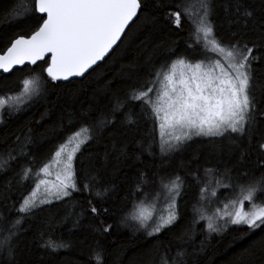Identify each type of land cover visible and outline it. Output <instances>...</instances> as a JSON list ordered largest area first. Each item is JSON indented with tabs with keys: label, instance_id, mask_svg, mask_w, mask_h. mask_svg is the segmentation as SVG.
<instances>
[{
	"label": "trees",
	"instance_id": "obj_1",
	"mask_svg": "<svg viewBox=\"0 0 264 264\" xmlns=\"http://www.w3.org/2000/svg\"><path fill=\"white\" fill-rule=\"evenodd\" d=\"M33 2L0 0V49H6L10 38L17 34L28 36L38 27L37 21L42 22L38 13L16 22L15 18L22 16L25 8H32ZM223 3L224 0H216L213 22L219 38L227 40L235 27L229 24ZM246 3L257 19L264 18V0ZM177 4L190 13L181 16L180 28L165 21L167 13L178 10ZM197 5L198 0H147L145 11L139 13L113 52L81 79L52 81L44 71L48 59L34 66L24 65L7 75L0 73V97L18 92L23 80L30 77L39 78L43 89L21 110L6 108L1 113L0 161L7 160L9 153L15 159L8 161L6 169L0 168V239L7 235L6 227L18 218L16 208L35 187L39 169L50 161L57 146L82 126H93L92 139L81 146L74 160L81 191L63 201L42 205V210L23 222L16 264H97L93 256L97 248L103 249V264H162V257H174L181 249L189 254L190 264H239L237 258L247 255L244 250L252 240L264 234L258 229L255 235L245 236L246 226L230 225L226 232L208 236L207 220L200 219L194 211L199 209L205 216H214L219 210L221 215V208L246 194L240 187L247 183L245 173L255 179L264 171L258 169L264 120L251 140L238 133L194 136L175 151L162 153L159 130L153 132L151 120L140 115V102L128 100L125 107L112 111L117 98L124 101L133 86L149 79L150 71L170 55L169 49L192 52L187 45L192 43V10ZM145 12L159 19L156 23L146 22ZM200 53L197 47V58ZM253 55L260 58L253 63L256 82L264 86V52ZM256 99L264 111V89L257 87ZM100 119L110 123L96 126ZM84 135L87 133L81 139ZM233 141L240 147L236 148ZM242 150L246 158L241 156ZM29 167L32 174L21 180L23 169ZM175 176L181 177L183 186L177 197L179 218L173 226L149 236L151 227L145 231L137 222L125 220L134 204L142 209L163 205L166 194L162 178L166 183ZM85 183L92 185L91 191L83 190ZM201 189L205 190L203 199ZM97 192L103 193L102 197ZM260 199L264 196L258 194L257 202ZM243 204L249 205L247 201ZM92 205L100 210L99 217L91 214ZM105 208L107 215H103ZM194 219L196 224L192 223ZM100 220L105 227L111 225L110 232L103 236L93 231ZM185 232L187 236L179 239ZM50 240L63 242L67 247L53 251L44 246ZM202 241L206 243L202 245ZM4 259L0 257V264ZM251 259L253 264H264V253L257 252Z\"/></svg>",
	"mask_w": 264,
	"mask_h": 264
},
{
	"label": "snow or ice",
	"instance_id": "obj_2",
	"mask_svg": "<svg viewBox=\"0 0 264 264\" xmlns=\"http://www.w3.org/2000/svg\"><path fill=\"white\" fill-rule=\"evenodd\" d=\"M147 0H34L33 7L25 8L24 14L18 15L16 22L27 19L30 13L44 14L37 21L38 27L30 36L17 34L10 38V46L6 51L0 49V70L10 72L14 66L23 65L26 61L36 64L50 54V61L44 71L52 80H68L72 76H83L89 69L102 61L121 40L126 29L139 18V13L145 11ZM199 7L194 21V31L190 34L192 43L187 45L192 52H177L169 49L170 55L158 67L149 73V79L133 86L124 101L116 99L113 113L126 106V102H140L141 113L150 119L153 132L159 130L160 151L169 153L178 149L186 141L196 137H224L229 133H238L241 137L253 139L264 120V111L257 103L254 61L260 58L254 56L256 51L264 52V18L257 19L249 10L246 0H224L223 11L227 14L229 24L235 27L227 40L219 38L217 27L213 22L216 0H198ZM163 5L157 4V7ZM21 7H24L21 5ZM177 11L165 15V21H172L176 28L181 26V16H190L188 8L177 4ZM158 16L145 12V21L156 23ZM251 45V47L249 46ZM199 47V58L195 49ZM212 53V57H209ZM173 57H175L173 59ZM195 61V62H193ZM22 92L13 97H0V110L19 111L33 98L42 94V84L39 78L23 80ZM135 107V105H133ZM133 121L128 120V123ZM110 123L107 119L96 121V126L103 127ZM31 131V130H29ZM93 126H82L80 131L72 133L63 143L57 146L54 156L56 163H63V169L57 173L55 182L39 179V173L51 175L50 165L45 164L37 173V182L32 191L23 197L20 206L16 208L17 219L6 227L7 235L0 239V257H5L2 264H16V254L21 226L25 220L42 210V205L63 201L71 197L73 192L81 191L78 187L77 172L74 160L86 141L92 139ZM87 133L81 139V135ZM19 140V137L17 138ZM233 144L236 148L240 145ZM70 149V150H69ZM262 154L258 169H264V142L259 143ZM241 156L246 158L242 150ZM15 159L9 153L8 159L0 161V168H7L8 161ZM211 171V170H209ZM32 169H23L21 180L27 179ZM246 184L240 185L243 195L241 207L235 213L225 212L214 216H205L202 210L194 209L200 219H206L208 236L221 234L230 225L246 226L245 236L255 235L260 229L264 233V199L257 202L258 194L264 196V171L258 178L249 179L245 173ZM162 188L166 194V214L154 215L146 212L140 205H133V210L125 220L137 222L139 228L145 231L151 227L149 236H155L162 230L173 226L178 218L177 197L181 196L183 181L180 176L163 182ZM219 185V181H216ZM42 195H38L41 186ZM230 187L231 185H223ZM92 185L85 183L83 190L91 191ZM139 187L137 191H139ZM107 189H105V192ZM201 189V199L203 192ZM216 195L215 192L212 193ZM98 197L103 193L97 192ZM160 193H157L159 196ZM250 205L244 210L243 203ZM92 204L91 201H89ZM227 207V206H226ZM90 212L93 217L101 215L97 206L92 205ZM108 209H103L107 215ZM154 221V223H150ZM104 221L93 228L98 235L110 232L111 225L103 226ZM193 224L197 221L194 219ZM187 232L179 239L183 240ZM190 238V237H189ZM206 242L202 241V245ZM56 251L67 247L63 242L49 241L45 245ZM257 252L264 253V234L252 240L248 248L237 259L239 264H253L251 259ZM189 254L181 249L176 256L162 257V264H190ZM97 264H103V249L93 250Z\"/></svg>",
	"mask_w": 264,
	"mask_h": 264
},
{
	"label": "rangeland",
	"instance_id": "obj_3",
	"mask_svg": "<svg viewBox=\"0 0 264 264\" xmlns=\"http://www.w3.org/2000/svg\"><path fill=\"white\" fill-rule=\"evenodd\" d=\"M195 7H197L196 8V10H192V14L194 15V20L196 19V14H197V10H198V7H199V5H197V6H195ZM191 11V10H190ZM212 56V55H211ZM34 78H36V77H30V78H27V79H34ZM40 80V79H39ZM41 81V80H40ZM22 89H23V83L21 84V87H20V89H19V91L18 92H16V93H14V94H12V95H10V96H13V97H15V96H17V95H19L21 92H22ZM4 97V96H3ZM6 109V108H5ZM4 111V109H2V110H0V118H1V113ZM83 139V138H82ZM70 150V149H69ZM56 157L54 156V154H53V156H52V158L50 159V161L47 163V164H49L50 165V172H51V175L49 176V175H46L45 173H39V179H45V180H48V181H50V182H55V180H56V175H57V173H59V172H61L62 171V169H63V163H60V164H57L56 163ZM39 172V171H38ZM37 182V181H36ZM43 191H44V186L42 185L41 186V188H40V190L38 191V195H42V193H43ZM242 199H240V200H238V201H230L229 203H227L226 204V206H224V208H221V210H220V213H221V215H223L225 212H228V213H235V211H237L240 207H241V205H240V201H241ZM166 202H167V199L163 202L164 204L163 205H161L159 208H154V209H151V208H147V209H143V210H145L146 212H152V213H154V215H156V216H159L160 214H166L165 212H164V209H165V206H166ZM249 205L246 207V206H244V204H243V208H244V210H248L249 209ZM150 223H154V221H150Z\"/></svg>",
	"mask_w": 264,
	"mask_h": 264
},
{
	"label": "water",
	"instance_id": "obj_4",
	"mask_svg": "<svg viewBox=\"0 0 264 264\" xmlns=\"http://www.w3.org/2000/svg\"><path fill=\"white\" fill-rule=\"evenodd\" d=\"M38 14H40V13H38ZM40 15H44V14H40ZM136 18H134V20H135ZM42 23V22H41ZM132 24V23H131ZM128 29V28H127ZM127 29H126V31H127ZM126 33V32H125ZM31 34H29L28 36H30ZM124 35L125 34H123L122 35V38L124 37ZM122 38H121V40H122ZM121 40L120 41H118L117 42V45L116 46H114V49L118 46V44L121 42ZM8 46H10V44L8 45ZM7 46V47H8ZM6 47V48H7ZM5 51H6V49H4ZM113 52V50L110 52V54ZM0 54H3L2 52H0ZM110 54H108L102 61H104ZM45 59H48V62L50 61V59H51V57H50V54H45V57H44V59H41V60H38L37 61V63L38 62H40V61H43V60H45ZM102 61H98L97 62V64L96 65H94L91 69H89L88 70V72H86L83 76H72V77H69V79L68 80H63V79H60V80H56V82H68V81H70V80H73V79H81V78H83L87 73H89L92 69H94L97 65H99ZM36 63V64H37ZM24 65H27V66H34L35 64H31L30 62H25L23 65H16V66H14V68L10 71V72H8V73H4L2 70H0V73L1 74H5V75H7V74H9V73H11L14 69H17V68H22ZM46 73V72H45ZM46 75H47V73H46Z\"/></svg>",
	"mask_w": 264,
	"mask_h": 264
}]
</instances>
